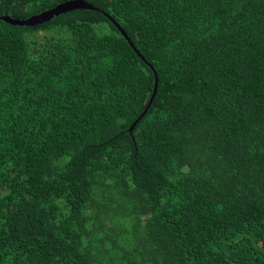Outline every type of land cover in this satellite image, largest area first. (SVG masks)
Returning a JSON list of instances; mask_svg holds the SVG:
<instances>
[{
    "label": "trees",
    "instance_id": "trees-1",
    "mask_svg": "<svg viewBox=\"0 0 264 264\" xmlns=\"http://www.w3.org/2000/svg\"><path fill=\"white\" fill-rule=\"evenodd\" d=\"M84 1L0 21V264H264V0Z\"/></svg>",
    "mask_w": 264,
    "mask_h": 264
},
{
    "label": "water",
    "instance_id": "water-1",
    "mask_svg": "<svg viewBox=\"0 0 264 264\" xmlns=\"http://www.w3.org/2000/svg\"><path fill=\"white\" fill-rule=\"evenodd\" d=\"M75 10H88V11H99L97 8H94L92 5L86 3L84 0H68L66 2L60 3L56 5L53 8H50L48 10L42 11L38 14H35L27 19H13L9 16H0V21L11 25V26H18V27H36L43 24H46L50 22L52 19L57 18L61 15H64L66 13L75 11ZM106 18H108L112 24L115 26V28L119 31V33L122 35V37L126 40V42L129 44V46L133 49V51L137 54V56L151 69L154 75V87L152 96L144 109V111L141 113V115L136 119V121L129 127L128 132L132 133L133 129L136 127V125L142 120V118L147 113L148 109L150 108L153 99L155 97L156 91H157V75L154 70V68L146 62V60L141 56V54L138 52L134 44L130 41L127 34L123 31V29L120 27V25L114 21L110 16L105 15Z\"/></svg>",
    "mask_w": 264,
    "mask_h": 264
},
{
    "label": "rangeland",
    "instance_id": "rangeland-1",
    "mask_svg": "<svg viewBox=\"0 0 264 264\" xmlns=\"http://www.w3.org/2000/svg\"><path fill=\"white\" fill-rule=\"evenodd\" d=\"M46 37H49V36H48V35H45V33H43V32H37V33H35V34L33 35L32 38H34V40H42V39H44V38H46ZM139 211H140V212H144L145 209L139 207ZM140 228H142V225H141V224H140V225H136V226L134 227L135 230H139Z\"/></svg>",
    "mask_w": 264,
    "mask_h": 264
}]
</instances>
